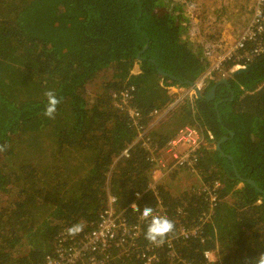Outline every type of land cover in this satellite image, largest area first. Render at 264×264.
Listing matches in <instances>:
<instances>
[{
    "label": "trees",
    "instance_id": "16d2710c",
    "mask_svg": "<svg viewBox=\"0 0 264 264\" xmlns=\"http://www.w3.org/2000/svg\"><path fill=\"white\" fill-rule=\"evenodd\" d=\"M220 12L211 28L234 21ZM189 22L165 0H0V264H45L81 248L108 194L138 229L108 250V264H144V254L153 264H255L264 253V53L251 55L260 41H247L224 64V79L202 81L208 67L186 39ZM237 65L246 72L236 74ZM190 84L200 85V99L187 95ZM131 89L128 108L155 153L183 128L199 131L191 167L155 184L143 142L130 149L139 133L128 108L112 100ZM49 90L61 99L51 119L43 115ZM137 200L173 221L163 245L144 239ZM75 223L83 230L69 237Z\"/></svg>",
    "mask_w": 264,
    "mask_h": 264
},
{
    "label": "built area",
    "instance_id": "2783aa9c",
    "mask_svg": "<svg viewBox=\"0 0 264 264\" xmlns=\"http://www.w3.org/2000/svg\"><path fill=\"white\" fill-rule=\"evenodd\" d=\"M213 9L212 11H215ZM189 31L187 32L186 39L190 42L192 40L195 42L193 52L196 53L200 51L202 58L206 62L207 72L204 74V78L208 80H221L227 75L224 72V64L230 61L234 53L243 47L245 42H256L260 41L258 46L253 50L259 49L261 54L264 53V0H254L253 12L249 20V24L241 33L239 39L230 45L223 44L220 40L212 39L207 42L200 40L199 27L201 26V21L198 20L196 23V18L190 20ZM211 24H207L205 27H211ZM243 66L237 65L233 70H242ZM200 88L199 84H196ZM170 92L177 94L178 98H182L183 90L174 84L170 89ZM134 90H127L121 94H113L112 100L114 101V106L116 108H128L129 101L131 99V92ZM189 96H196L195 91L191 89L188 93ZM130 119L133 121L135 127L138 130V138L130 147L134 149L139 142H143V147L150 153V161L153 163V169L151 171V177L155 184L163 177H165L169 172L175 168H186L191 167L197 158V154L202 147L203 139L198 130L186 127L180 130L177 136L168 144L167 148L163 151L155 153L153 149L150 148L148 142L144 139L145 134L142 132V128L138 127L137 121L140 118V114L132 108L127 109ZM157 112H154L152 116H156ZM128 157V154L124 155ZM155 186V185H154ZM152 190L154 189L151 188ZM108 205L105 210L104 215L101 216L100 222L96 228L84 237L81 248L70 249V250H58L54 255L47 256L45 258V264H108L110 262V252L108 251L113 245H122L125 243L126 239L133 240L136 236V230L131 229L126 226L124 221H122L115 213L114 205L116 203L115 197L108 194ZM139 200V195H136ZM135 201L134 204H136ZM215 200L213 199V202ZM114 207V208H113ZM160 208V204L158 203ZM157 207V208H158ZM192 232L181 231L179 237L188 239ZM130 248H133V244L128 243ZM170 248V247H169ZM212 262V255L207 256ZM142 260L144 264H153L156 261V257L143 255Z\"/></svg>",
    "mask_w": 264,
    "mask_h": 264
},
{
    "label": "rangeland",
    "instance_id": "374dc122",
    "mask_svg": "<svg viewBox=\"0 0 264 264\" xmlns=\"http://www.w3.org/2000/svg\"><path fill=\"white\" fill-rule=\"evenodd\" d=\"M248 1L254 6V0ZM165 2L167 6L169 5L170 9L174 7L176 10L182 11L185 21H190L195 18L196 23L198 20L201 21V26L199 27L200 40L207 42L210 39H217L225 45L233 44L239 39L241 33L244 31L240 30V27L246 21L249 22L252 15L251 12H253L247 9L243 10L245 6L237 0H165ZM221 5H223V12L220 13L234 12V21H227L222 26L205 27L207 24L212 25V23L219 21L220 18L212 10ZM34 12L36 11L34 10ZM32 17L41 21L39 15L36 13ZM185 29L187 32L189 31L187 26Z\"/></svg>",
    "mask_w": 264,
    "mask_h": 264
},
{
    "label": "clouds",
    "instance_id": "9594fccd",
    "mask_svg": "<svg viewBox=\"0 0 264 264\" xmlns=\"http://www.w3.org/2000/svg\"><path fill=\"white\" fill-rule=\"evenodd\" d=\"M47 104L44 108L43 115L47 118H54L57 106L61 99L56 96L55 92L49 90L45 92ZM7 145H0V152L6 150ZM132 210L139 212L141 218L146 221L144 239L153 246H161L165 243L166 237L174 232L175 225L166 215H154L153 209L149 206L139 209L136 204L131 205ZM84 225L75 223L67 228L66 232L69 237H74L83 230ZM246 264H253V259ZM255 264H264V253H261L255 260Z\"/></svg>",
    "mask_w": 264,
    "mask_h": 264
},
{
    "label": "water",
    "instance_id": "95a60500",
    "mask_svg": "<svg viewBox=\"0 0 264 264\" xmlns=\"http://www.w3.org/2000/svg\"><path fill=\"white\" fill-rule=\"evenodd\" d=\"M247 69V68H246ZM246 69H244V70H238L237 72H236V74H239V73H242V72H246ZM221 83H226L225 81H221ZM218 85H216L215 87H214V89L212 90V92L206 97V100H208V101H210V100H212L213 98H214V94H215V88L217 87ZM190 88L191 89H193L194 91H195V94H196V96H197V98H201V96H200V88H198V86L196 85V84H190ZM224 141V140H223ZM223 141H221L218 145H217V151L218 152H220V144L223 142ZM250 183H252V182H250Z\"/></svg>",
    "mask_w": 264,
    "mask_h": 264
},
{
    "label": "crops",
    "instance_id": "0c3cea01",
    "mask_svg": "<svg viewBox=\"0 0 264 264\" xmlns=\"http://www.w3.org/2000/svg\"><path fill=\"white\" fill-rule=\"evenodd\" d=\"M178 12H179V10H177ZM181 14H183V13H181ZM181 16H184V14L183 15H181ZM138 73V70H134V74H137Z\"/></svg>",
    "mask_w": 264,
    "mask_h": 264
},
{
    "label": "bare ground",
    "instance_id": "6f19581e",
    "mask_svg": "<svg viewBox=\"0 0 264 264\" xmlns=\"http://www.w3.org/2000/svg\"><path fill=\"white\" fill-rule=\"evenodd\" d=\"M179 13H183L182 11H179ZM181 15H183V14H181Z\"/></svg>",
    "mask_w": 264,
    "mask_h": 264
}]
</instances>
